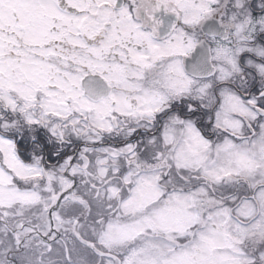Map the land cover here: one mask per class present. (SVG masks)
<instances>
[{
    "label": "snow or ice",
    "instance_id": "obj_1",
    "mask_svg": "<svg viewBox=\"0 0 264 264\" xmlns=\"http://www.w3.org/2000/svg\"><path fill=\"white\" fill-rule=\"evenodd\" d=\"M0 264H264V0H0Z\"/></svg>",
    "mask_w": 264,
    "mask_h": 264
}]
</instances>
